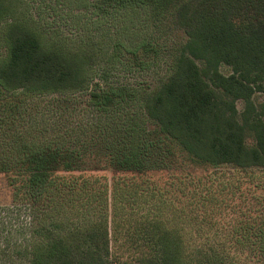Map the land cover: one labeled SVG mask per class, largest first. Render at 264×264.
I'll use <instances>...</instances> for the list:
<instances>
[{"label": "rangeland", "instance_id": "374dc122", "mask_svg": "<svg viewBox=\"0 0 264 264\" xmlns=\"http://www.w3.org/2000/svg\"><path fill=\"white\" fill-rule=\"evenodd\" d=\"M12 5L15 16L46 39L91 55L92 62L82 90L8 94L15 111L7 117L0 109V166L11 168L0 173V264H28L30 248L44 242L50 228L65 232L89 222L106 226L111 260L128 264L144 253L148 240L142 231L152 221L178 232L185 247L219 245L227 263L243 264V226L264 228V169L197 168L175 145H162L158 135L160 145L152 150L157 152H150L154 168L140 174L104 169L103 155L122 142L157 140V126L140 100L170 75L185 42L174 20L176 3L158 9L139 1L116 6L101 0H14ZM4 24L5 19L0 56ZM219 70L229 73L223 65ZM112 89L123 97L106 110L90 103L92 94ZM263 100V94L255 95V101ZM33 142L80 151L81 171L58 174L57 189L43 193L13 188L14 150ZM212 234L217 238H203Z\"/></svg>", "mask_w": 264, "mask_h": 264}, {"label": "trees", "instance_id": "16d2710c", "mask_svg": "<svg viewBox=\"0 0 264 264\" xmlns=\"http://www.w3.org/2000/svg\"><path fill=\"white\" fill-rule=\"evenodd\" d=\"M13 1L0 0V23L5 19L0 109L7 117L16 109L7 101L8 94L82 90L92 62L91 55L65 50L15 16ZM101 1L116 6L139 1L154 9L176 3L174 20L185 42L170 75L140 100L144 115L157 126L161 144L175 145L197 168L264 169V100L255 101L256 94L264 95V0ZM220 65L229 73H221ZM122 97L118 89H112L102 96L92 94L90 103L106 110L115 98ZM158 136L156 141L123 140L103 155L104 169L140 174L154 168L149 164L154 156L150 152H157L152 150L158 146ZM31 145L14 150L13 177L18 180L9 183L13 188L18 185L19 190L43 193L50 186L57 189L54 177L58 174L81 171L80 151ZM163 151L170 153L166 147ZM10 170L0 166V173ZM89 223L65 232L50 228L44 242L30 248L28 264H126L111 260L106 226ZM214 234L203 238L214 240ZM239 238L246 249L243 264H264V228L244 225ZM142 239L148 240L144 253L128 264H241L237 259L227 263L219 245L185 247L178 232L161 228L155 221L142 231Z\"/></svg>", "mask_w": 264, "mask_h": 264}]
</instances>
